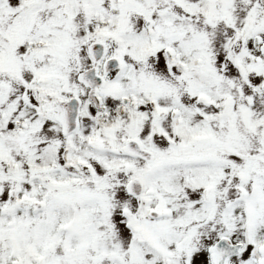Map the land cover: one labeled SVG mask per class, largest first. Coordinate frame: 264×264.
<instances>
[{
  "label": "snow or ice",
  "instance_id": "obj_1",
  "mask_svg": "<svg viewBox=\"0 0 264 264\" xmlns=\"http://www.w3.org/2000/svg\"><path fill=\"white\" fill-rule=\"evenodd\" d=\"M0 264H264V0H0Z\"/></svg>",
  "mask_w": 264,
  "mask_h": 264
}]
</instances>
